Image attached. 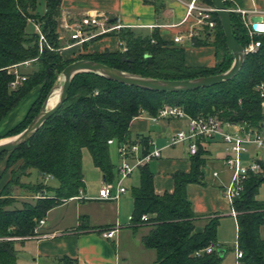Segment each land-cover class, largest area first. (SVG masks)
I'll list each match as a JSON object with an SVG mask.
<instances>
[{"label":"trees","instance_id":"obj_1","mask_svg":"<svg viewBox=\"0 0 264 264\" xmlns=\"http://www.w3.org/2000/svg\"><path fill=\"white\" fill-rule=\"evenodd\" d=\"M143 1L156 5L157 0ZM233 1L224 0V3L231 7ZM39 3V0H0V124L32 88L39 87L37 97L24 117L4 131L0 128V139L15 135L30 123L61 70L76 59H92L140 76L169 80L221 73L233 60L215 11L210 12L214 26H201L200 35L192 37L193 46L213 47L215 63L212 66H192L185 63V46L174 42L173 38H162L158 28L148 33L121 27L90 39L116 36L126 45V51L118 48L82 52L73 47L66 52L57 31L61 0H44L43 11H38ZM200 3L211 6V0H200ZM230 17L235 40L246 46L250 37L241 15L231 11ZM107 22L110 24L109 20ZM34 23L39 25L46 39L47 46L43 45L41 50ZM29 24L32 29H28ZM253 39L260 40V46L255 52L245 54L244 62L233 78L194 90L150 91L92 72L75 74L61 107L27 142L0 153L2 157L7 155L4 167L20 161L12 171L13 174L20 173L11 177L0 190V264L16 262L15 244L23 243L24 239L12 237L31 235L34 226L51 208L77 196L84 188L83 148L89 151L94 167L102 172L104 180L112 179L108 140L117 143L133 141L129 138V124L142 112L153 116L164 104H169L180 107L192 117L216 114L226 122L259 128L264 121V108L257 91V85L264 83V32ZM87 43L88 40L80 45L86 46ZM123 57L132 60H123ZM27 61L28 64H23ZM14 64L24 68L19 70L25 79L11 87L10 82L14 79L11 66ZM203 153L198 145L191 158L190 171L174 175L172 192L155 193L153 173L148 165L139 168V182L131 187V216L134 223L140 222L143 214L148 216L147 221L139 225L149 226L142 243L155 250L153 264H220L223 259L226 250L217 245L216 239L218 216L208 217L198 228L196 214L187 197V185L201 183ZM258 162L262 170L247 176L242 191L232 202L236 211L237 245L242 250L241 264H264V237L259 232L264 224V201L257 198L258 189L264 183V162ZM32 168L42 179L47 174L52 175L58 186L51 188L42 180L34 184L21 182L19 176L28 175ZM17 185L31 193L41 190L53 193L45 194L33 203L26 202L23 207L8 208L13 201L8 187ZM207 246H212L213 250L195 255L197 250ZM57 260L62 264H77L76 259L65 255Z\"/></svg>","mask_w":264,"mask_h":264},{"label":"crops","instance_id":"obj_2","mask_svg":"<svg viewBox=\"0 0 264 264\" xmlns=\"http://www.w3.org/2000/svg\"><path fill=\"white\" fill-rule=\"evenodd\" d=\"M189 1L157 0L155 5L143 0H61L60 19L62 20L64 14L67 13L68 22L72 23L76 22V19L77 22L80 21L88 13H103L108 17L110 25H120L119 28L130 27L148 33L152 29L158 28L159 34L164 39L182 35L184 39L180 44L185 46V63L192 66H212L215 63L213 47L210 45L193 46L192 38L186 37L189 29H196L200 32L201 26H205L196 24L193 17L185 18L186 4ZM228 8L239 13L243 22H247L253 15H261L264 12V0H235L233 5ZM239 10H243L244 14ZM32 27V24L28 25V29H32ZM64 40L66 39L64 38ZM64 44L63 50L66 52L73 47H78L82 52H99L105 49L116 50L120 48V40L116 36L102 37L86 46L69 45L65 41ZM38 91L39 87L35 86L22 98L19 104L4 118L2 123H5V127H1L2 123L0 124L1 130L13 126L24 117L29 106L37 97ZM185 127L184 118L153 120L145 112L133 117L130 121V140L146 141L151 139L154 141L155 147L161 148V156L146 164L153 173V187L157 194L172 192L174 175L189 172L191 169L192 155L189 153L188 143L167 145L168 134L185 129ZM234 128L229 126L226 129L233 131ZM114 143L118 147L115 140L109 143V146ZM197 144L201 146L204 152V164L201 168L202 180L200 184L189 183L186 187L187 197L196 214V226L201 228L210 216H218L219 222L223 217L231 218L236 226L235 215L231 213L230 204L223 195L224 186L231 178L230 168L223 163L225 144L218 136L207 139L199 138ZM219 144L221 148L212 152L211 147ZM109 155L110 160L116 158V153H113L111 149ZM117 157L119 159L118 154ZM242 157L245 162L253 158L264 162V147L256 149L250 146ZM137 170L139 172V169ZM131 176L132 174L129 178ZM102 181H104L103 175ZM127 191L128 187L116 200L97 199V194L92 196L93 199H76L80 201L78 205L82 206L85 200L92 201L91 203L95 209L99 210L101 216H91L87 212L79 213L76 220L80 223L79 220L81 219L82 223L76 229L72 228L73 232L61 229L56 223V219L51 217V211L59 205L55 206L47 212L45 222L40 229L41 233L51 235L44 238H29L24 241L35 242V256L37 258L57 260L65 255L76 259L77 264H153L156 259L155 250L145 247L142 243V237L149 231V226L136 225L129 220L127 223L124 220L133 205L132 196L131 198L125 197ZM257 198L259 199L258 194ZM130 215L131 213L128 217ZM115 226H118V229L112 239H104L100 236V228ZM259 232L264 237V224L260 226ZM35 260L37 261V259Z\"/></svg>","mask_w":264,"mask_h":264},{"label":"built area","instance_id":"obj_3","mask_svg":"<svg viewBox=\"0 0 264 264\" xmlns=\"http://www.w3.org/2000/svg\"><path fill=\"white\" fill-rule=\"evenodd\" d=\"M214 11L213 7H205L197 4V0H190L186 4L185 18L193 17L196 24L205 25L208 27H213L215 22L210 18V12ZM244 14L243 10H239ZM262 23H264V12L261 14ZM108 17L103 13H88L81 18L80 21L68 22L67 13L64 14L62 18V25L65 28L72 27L70 33V38L76 40L78 43H82L94 36L108 32L113 29H117L120 25H110L108 24ZM252 21H244V25L247 28L248 36L250 41L246 46H243L244 53L255 52L260 46V40L253 39L255 35L262 32L254 31L252 29ZM34 28L39 34V38L43 39L42 33H40L39 25L34 23ZM200 33L196 29H189L187 33V38L191 39L193 36H199ZM184 37L182 35H176L173 37L174 42L182 43ZM121 51H126V45L120 41ZM27 63V62H26ZM17 64L11 66V72L14 74V79L10 82L11 87L17 86L25 77L17 69ZM257 91L261 97V106L264 108V83H259L257 85ZM153 120L158 118H184L186 121L185 129H180L171 132L167 136V145H175L181 142L188 143L189 153L191 155L195 154L198 148L197 140L199 138L207 139L212 137H220L225 144V153L223 157V163L228 166L231 170V178L229 182L224 186L223 195L227 202L230 204L231 213L236 214V211L232 207L233 200L239 196L243 189V181L247 178L250 173L260 172L261 166L256 159H250L245 162L242 155L249 150L250 146L256 149L264 147V121L259 128H252L248 125L233 124L226 122L218 117L216 114L211 115H199L192 117L188 115L183 109L177 106L164 104L157 112L156 115L151 116ZM229 126L235 127L233 131L227 130ZM113 140H108L111 143ZM119 163L116 166L117 172V182L113 186L110 181H103L98 194L97 199L101 200H116L122 193H124L127 188L122 185V182L128 178L134 170L141 168L146 165L150 160L158 158L161 156V148L155 147V143L151 139L135 140L128 142H120L117 147ZM215 174V172H214ZM53 176L47 174L44 180L52 179ZM82 190L79 194L73 198L75 199H86L81 197ZM41 197V196H38ZM148 216L143 214L140 217V222L134 223L132 221V216L128 217V220L133 222V224H139L141 222H146ZM45 220L40 219L33 228V233L28 235L27 238H44L50 236L51 234H43L40 232ZM118 229V226L100 228L99 234L104 239H112ZM213 250L212 246H207L203 249L197 250L195 255L199 256L202 252L209 253ZM242 256V250L236 247L235 257L237 262H239Z\"/></svg>","mask_w":264,"mask_h":264},{"label":"rangeland","instance_id":"obj_4","mask_svg":"<svg viewBox=\"0 0 264 264\" xmlns=\"http://www.w3.org/2000/svg\"><path fill=\"white\" fill-rule=\"evenodd\" d=\"M39 1H40V3L38 5V11H42L44 0H39ZM197 4H200V5L205 6V7H210L208 5L200 3V0H197ZM67 18H68V15H67ZM76 21H77V19H76ZM61 23H62V20L60 19L58 27H57V31L59 33V38L62 42L65 41V43L69 44V45H75V44H82L83 43V42L78 43L76 40L70 38V33L72 31V27L65 28ZM40 33H42L41 30H40ZM42 35H43V33H42ZM64 38L66 40H64ZM90 39H88L87 44H90V43L95 41V40L91 41ZM38 42H39V48L41 50V47L43 45H46V39H45L44 35H43V39L38 38ZM83 50H86V48H83ZM28 63H29V61H27V63L24 62L23 64L26 65ZM19 68L24 69L20 64L17 66L18 70H19ZM13 116L11 117V119L13 118ZM11 119H9V120H11ZM1 127H5V123H2ZM2 131H4V129ZM7 137H10V136H7ZM215 147H211L212 152L215 149H220L221 145L219 144ZM110 149L113 151V153L114 152L116 153V158H111V162L113 164V177L110 180V182L114 186L117 182L116 166L119 163V159L117 157V154H118L117 153V144L114 143V144L110 145L109 150ZM6 158H7V155H5L3 157L0 156V190L5 185L4 183H6L8 180H10L11 177L16 176L20 173V171L18 173H15V174L12 173V171L18 167V164L20 161H17L14 164H11L9 167H4L6 165ZM82 168H83L84 182L85 183H84V188L82 189V191H83L82 195H80V196L84 197L86 199H93L92 196L95 194H98V191H99L103 181H102L101 172L96 167H94L92 160H91V157H90V154H89V151L86 148H83V150H82ZM19 177H20L21 182L27 183V184H34L35 182L42 180V182L44 184H47L51 188H55L58 186L57 180L48 179L45 181L44 178L43 179L40 178L38 171L36 169H33V168L30 169V173L28 175L23 174V175H20ZM138 180H139V172H138V170H135L132 173V176L130 178L128 177L122 182L123 186H125L126 188L128 187V191H127L125 197L131 198V187L137 185ZM8 188H10V190H11L9 197H10V199L12 198V200H13L10 203V205L7 206L8 208L23 207L24 203H26V202L33 203L36 200H38V198H40L38 196L43 197L45 194L51 195L53 193V191L46 192L43 190H41L40 192L31 193L26 189L18 187V185L17 186H9ZM258 197H259V199L264 200V183L261 184V186L258 189ZM79 202L80 201L71 197V198L67 199L63 204L59 205L53 211H51V217L56 219V223L59 224V227L61 229L69 231V232L70 231L73 232V230H71V229L72 228L76 229L78 227V225L80 223H82L81 219L79 220L80 223H78V221L76 220V217L78 216L79 213L83 214V213L87 212L91 216H99V215L101 216L99 210L95 209L93 203H91L92 201L85 200L84 201L85 203H83V206L78 205ZM132 207H133V205H132ZM130 213L132 214V208L130 210ZM129 214H126L125 219H124L125 222H127V223H128V215ZM45 217H43L44 220H45ZM12 238L13 239H24V240L29 239V238H27V236L12 237ZM216 239H217V245L219 247H223V249L226 250L224 255H223V259H222L223 262H220V263L221 264H241L240 261L237 262L236 257H234L235 252H236V247H237V230H236L235 222L233 219L228 218V217H223L220 219V222L217 226ZM18 241H20V240H18ZM15 247L17 250V258H16L15 264H58V263L62 264V262L59 260H54V259L50 260V259H45L43 257L37 258V256H35L36 254H35V242L34 241L28 240V241H24L23 243L17 242L15 244ZM35 259H37V261Z\"/></svg>","mask_w":264,"mask_h":264},{"label":"water","instance_id":"obj_5","mask_svg":"<svg viewBox=\"0 0 264 264\" xmlns=\"http://www.w3.org/2000/svg\"><path fill=\"white\" fill-rule=\"evenodd\" d=\"M211 6L217 14L219 23L224 32L227 48L232 53V63L224 72L208 76H200L191 79L169 80L152 77H144L114 67L92 59L80 58L69 62L59 73L46 98L44 99L38 113L30 123L20 132L10 137L0 139V153L8 152L19 145L27 142L34 133L44 124V122L54 114L63 104L69 88L70 80L75 74L81 72H92L106 79L117 81L130 86L150 91L178 92L204 88L233 78L241 68L245 53L243 46L239 44L231 30V10L226 6L224 0H211ZM250 20L254 31H264L261 15H253ZM123 60H132L123 57ZM5 139V140H4Z\"/></svg>","mask_w":264,"mask_h":264}]
</instances>
